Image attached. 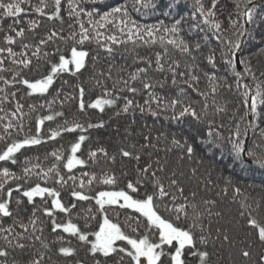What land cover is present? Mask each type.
<instances>
[{"label":"snow or ice","instance_id":"1","mask_svg":"<svg viewBox=\"0 0 264 264\" xmlns=\"http://www.w3.org/2000/svg\"><path fill=\"white\" fill-rule=\"evenodd\" d=\"M0 264H264V0H0Z\"/></svg>","mask_w":264,"mask_h":264}]
</instances>
